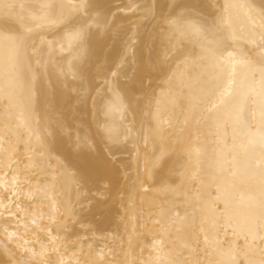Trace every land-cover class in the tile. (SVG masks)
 <instances>
[{
	"label": "bare ground",
	"instance_id": "1",
	"mask_svg": "<svg viewBox=\"0 0 264 264\" xmlns=\"http://www.w3.org/2000/svg\"><path fill=\"white\" fill-rule=\"evenodd\" d=\"M0 264H264V0H0Z\"/></svg>",
	"mask_w": 264,
	"mask_h": 264
}]
</instances>
